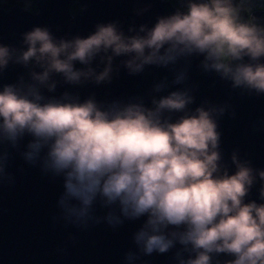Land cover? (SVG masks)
Masks as SVG:
<instances>
[{"label": "clouds", "instance_id": "9594fccd", "mask_svg": "<svg viewBox=\"0 0 264 264\" xmlns=\"http://www.w3.org/2000/svg\"><path fill=\"white\" fill-rule=\"evenodd\" d=\"M242 10L237 0H187L186 11L158 18L151 29L141 26L132 35L108 23L87 38L57 40L36 27L23 35L25 50L0 46V71L9 62L40 69L30 72L28 83L0 89V143L15 147L23 136L32 138L23 158L62 176L58 206L68 222L87 224L99 202L109 209L103 219L113 227L146 217L133 237L144 255L179 244L192 255L178 264H212L213 255L222 253L233 257L230 264H264V203L244 202L256 177L264 182V171L254 175L235 154L232 175L221 165L216 117L223 108L188 111L193 98L187 90L153 99L150 108L142 103L105 108L92 98L79 102L67 93L41 94L55 90L54 75L71 85L109 82L116 57H126L124 68L137 74L193 54L204 57L205 71H215L233 88L264 94V26L242 19ZM96 59L104 65L99 72L90 67ZM184 78L179 73L174 83ZM172 113L182 115L173 121ZM4 160L0 156V177ZM134 259L126 256L128 264Z\"/></svg>", "mask_w": 264, "mask_h": 264}, {"label": "water", "instance_id": "95a60500", "mask_svg": "<svg viewBox=\"0 0 264 264\" xmlns=\"http://www.w3.org/2000/svg\"><path fill=\"white\" fill-rule=\"evenodd\" d=\"M74 3L81 9L77 14L72 13ZM176 11L179 10L166 0H36V12L19 6L7 10L0 7V46L25 50L23 35L36 27L47 28L57 40L87 38L97 25L108 23H116L125 35H132L141 26L151 29L158 18ZM249 20L264 26V11L253 13ZM129 29L133 31L130 33ZM125 59H113L109 82L71 85L54 75L55 90L49 93L42 89L41 94L59 98L67 93L79 102L92 98L105 108L113 103H142L150 108L153 99L187 90L193 98L188 111L197 107L224 110L216 117V123L221 165L228 174L236 170L231 160L233 154L252 168L254 175L264 171V94L233 88L231 81L215 71H205L202 55L182 57L166 67L148 65L137 74L128 73L123 66ZM243 62H248L247 57ZM83 67L74 64L76 69ZM90 67L99 72L104 65L96 59ZM32 71L40 69L31 62L27 67L9 62L0 71V89L21 80L28 83ZM179 73L185 78L176 84L174 80ZM159 84L164 87L156 92L155 86ZM168 115L174 121L182 114ZM31 139L25 135L15 147L0 143V156H5L4 174L0 177V264H128L129 254L135 257L132 264H178L179 258L188 259L192 255L179 244L162 254H142L133 237L146 217L125 219L113 227L103 219L109 209L101 207L99 202L93 205L94 219L87 224L66 221L58 206L64 191L62 176L45 172L39 162L30 164L23 158ZM262 188L264 182L257 176L244 202L264 203L260 198ZM232 259L223 253L213 255L212 264H230Z\"/></svg>", "mask_w": 264, "mask_h": 264}, {"label": "trees", "instance_id": "16d2710c", "mask_svg": "<svg viewBox=\"0 0 264 264\" xmlns=\"http://www.w3.org/2000/svg\"><path fill=\"white\" fill-rule=\"evenodd\" d=\"M166 1L171 2L172 5L180 11H186V8L180 7L181 2L179 0H166ZM237 2L239 4H242L243 6V10L241 11V17L244 20H249L252 14L257 11H264V0H237ZM14 6H19L28 9L32 12H36V0H25V2L20 0H9V2L6 3V5H2L0 3V7L3 8L4 10H7ZM80 10L81 9L79 5L77 3H74L72 6V13L77 14L80 12Z\"/></svg>", "mask_w": 264, "mask_h": 264}, {"label": "rangeland", "instance_id": "374dc122", "mask_svg": "<svg viewBox=\"0 0 264 264\" xmlns=\"http://www.w3.org/2000/svg\"><path fill=\"white\" fill-rule=\"evenodd\" d=\"M2 2H6L7 0H1ZM20 1H24L25 2V0H20ZM180 2H181V5H180V7H182V8H186L185 7V5L187 4V0H179ZM185 4V5H184ZM185 10V9H184Z\"/></svg>", "mask_w": 264, "mask_h": 264}, {"label": "bare ground", "instance_id": "6f19581e", "mask_svg": "<svg viewBox=\"0 0 264 264\" xmlns=\"http://www.w3.org/2000/svg\"><path fill=\"white\" fill-rule=\"evenodd\" d=\"M28 10V9H27Z\"/></svg>", "mask_w": 264, "mask_h": 264}]
</instances>
